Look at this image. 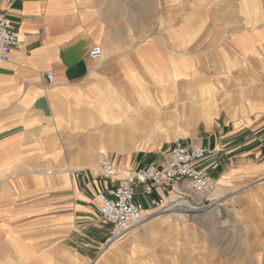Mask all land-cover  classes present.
Segmentation results:
<instances>
[{"label":"crops","instance_id":"1","mask_svg":"<svg viewBox=\"0 0 264 264\" xmlns=\"http://www.w3.org/2000/svg\"><path fill=\"white\" fill-rule=\"evenodd\" d=\"M0 16L22 41L11 61L0 60V264H149L160 255L142 244L143 232L104 246L109 226L100 222L98 194L113 182L99 175L98 160L104 154L117 169L130 171L157 162L169 148L149 157L125 152L121 143L139 142L138 131L117 135L106 152L100 140L72 138L61 128L164 126L183 110L190 125L198 121L209 132L223 108L217 133L184 130L181 139L214 149L200 162L214 185L243 171L264 173V102L253 106L249 122L238 115L239 99L221 97L218 104V83L203 80L184 50V33L119 46L88 0H0ZM95 45L103 50L97 60L88 56ZM46 72H52L51 84ZM191 86L195 90L185 92ZM206 104L209 114L201 111ZM176 193L186 199L193 193L188 180L142 195L144 224L162 221L154 214L157 200Z\"/></svg>","mask_w":264,"mask_h":264},{"label":"rangeland","instance_id":"2","mask_svg":"<svg viewBox=\"0 0 264 264\" xmlns=\"http://www.w3.org/2000/svg\"><path fill=\"white\" fill-rule=\"evenodd\" d=\"M88 1L98 15L101 28L119 46L127 42L134 46L147 38L166 39L173 32L184 33L183 38L188 42H184L187 44L184 50L195 59L194 64L204 75L203 80L218 83L213 87L217 103L221 97L227 101L234 99L235 103L239 99L243 110L238 115L247 122L253 115V106L264 102V0ZM220 81L223 84H219ZM184 90L188 93L195 88L185 87ZM229 104L230 108L235 106L232 102ZM211 109L210 104H206L201 111L209 114ZM218 113L213 116L209 132H205L198 121L190 125L183 110L174 117L175 121L166 118L164 126L76 125L57 130L72 138L77 135L100 140L99 146L106 152H110L108 141L116 139L117 144L120 139L117 135L125 136L119 133L120 129H125L128 136L139 131V142H122L121 146L125 152L149 157L152 150L170 148L176 137L182 138L184 130L199 136L217 133L225 122L226 111L222 108ZM215 185L212 184L199 201L192 194L186 199L176 193L190 203L201 202L198 205L203 208L201 211L188 214L162 211L161 208L154 211L163 216L162 221L151 226L144 224L145 232L140 235L143 245L160 254L149 264H264V173L257 176L243 171L228 176L221 186ZM135 191L136 198L140 199V188ZM209 194L216 195L218 201ZM173 195L165 202L173 203ZM130 234L109 246L118 244Z\"/></svg>","mask_w":264,"mask_h":264},{"label":"built area","instance_id":"3","mask_svg":"<svg viewBox=\"0 0 264 264\" xmlns=\"http://www.w3.org/2000/svg\"><path fill=\"white\" fill-rule=\"evenodd\" d=\"M21 44L19 30L5 16H0V60L11 61L12 49ZM102 55L103 50L99 45L91 47L88 52V56L94 60ZM45 75L51 84L52 72ZM213 154L214 149L210 147L187 145L176 137L160 160L130 171L117 169L110 158L102 155L98 160L99 175L113 182L112 186L98 194L100 222L109 226L104 246L119 241L145 219V206L136 198L137 187L140 194L151 195L158 189L168 192L173 185L186 179L194 194L205 196L212 182L200 162ZM191 203L199 205L201 202ZM157 205L162 211L170 208L161 195Z\"/></svg>","mask_w":264,"mask_h":264},{"label":"bare ground","instance_id":"4","mask_svg":"<svg viewBox=\"0 0 264 264\" xmlns=\"http://www.w3.org/2000/svg\"><path fill=\"white\" fill-rule=\"evenodd\" d=\"M150 81V80H149ZM163 82H164V79H163ZM152 84V83H151ZM153 86V85H152ZM117 101H115L116 103ZM122 103V102H121ZM133 109V108H132ZM147 109V108H146ZM149 110V108H148ZM141 112V110H140ZM145 113V112H144ZM134 114V113H133ZM146 114V113H145ZM141 115V114H140ZM138 118V117H137ZM144 118V117H143ZM140 120V119H139ZM119 133H121L122 135H127L128 133L126 132L125 129H120L119 130ZM187 189V188H186ZM195 199L197 201H199L202 197V195H197V194H194V193H191ZM173 199L171 200L173 203L170 204V208H168L167 210L165 211H176V212H191V211H201L202 209H200V207L196 204H192L190 202H188L187 200L185 199H180V197H177L176 194L173 195ZM210 197H212V199H215L216 201H218L217 199V196L214 195V194H209ZM217 198V199H216ZM215 201L216 205L218 204L217 202ZM169 204V202H168ZM220 204V203H219ZM174 214V213H173ZM188 214V213H187ZM151 216V215H150ZM171 216V215H170ZM152 217V216H151ZM158 217V216H157ZM149 217H147L148 219ZM144 220H146V217L145 219H143V221L141 223H139V225H137L134 229H132L129 233L131 234H136V231L137 233H141V232H145V226H144Z\"/></svg>","mask_w":264,"mask_h":264}]
</instances>
